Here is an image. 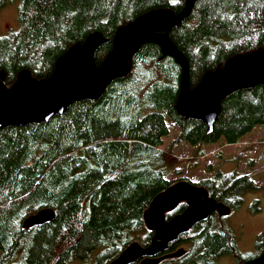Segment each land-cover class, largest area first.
<instances>
[{
  "label": "trees",
  "instance_id": "16d2710c",
  "mask_svg": "<svg viewBox=\"0 0 264 264\" xmlns=\"http://www.w3.org/2000/svg\"><path fill=\"white\" fill-rule=\"evenodd\" d=\"M13 2L20 30L0 36V80L8 88L23 73L51 78L61 57L95 36L103 38L93 56L100 66L119 30L150 13L172 18L188 0H0V13ZM168 36L188 62L193 92L231 59L264 55V0H195ZM125 70L97 100L75 103L47 123L0 128V264H111L133 243L150 245L155 235L145 213L175 183L202 187L234 211L258 190L246 174L192 181L166 173L180 142L194 147L224 139L232 146L264 127V84L228 95L209 134L203 121L179 114L183 69L158 44L143 45ZM44 209L55 220L26 229L25 221ZM186 209L181 203L167 219ZM226 220L215 214L196 225L168 247L185 254L160 264H219L238 256Z\"/></svg>",
  "mask_w": 264,
  "mask_h": 264
},
{
  "label": "water",
  "instance_id": "95a60500",
  "mask_svg": "<svg viewBox=\"0 0 264 264\" xmlns=\"http://www.w3.org/2000/svg\"><path fill=\"white\" fill-rule=\"evenodd\" d=\"M194 1L188 0L186 8L170 20L164 19L158 12L150 13L119 30L112 52L100 66L94 63L93 56L103 38L95 36L61 57L49 79L38 81L23 73L11 89L0 80V128L47 123L55 116L64 115L75 103L99 99L114 80L126 74V65L143 45L156 43L166 57L174 58L182 66L183 77L185 70L184 94L180 104L182 82L177 103L179 114L203 121L211 134L220 115L218 105L228 95L264 84V55L231 59L221 73L206 76L191 92L188 62L168 34L174 25L189 17ZM159 30H165V33ZM154 37L159 38L160 42ZM179 60L184 62L185 69ZM181 203L188 206L185 212L167 220L166 214ZM216 213L220 217H227L231 215L232 208L212 198L202 187L187 181L178 182L159 194L145 213L146 226L155 235L150 245L143 247L138 242L133 243L111 264H160L163 260L181 257L184 249L164 255L169 244ZM55 217L52 209H44L29 217L24 227L31 229L44 225L53 222ZM245 264H264V253Z\"/></svg>",
  "mask_w": 264,
  "mask_h": 264
},
{
  "label": "rangeland",
  "instance_id": "374dc122",
  "mask_svg": "<svg viewBox=\"0 0 264 264\" xmlns=\"http://www.w3.org/2000/svg\"><path fill=\"white\" fill-rule=\"evenodd\" d=\"M19 30L18 2H13L0 13V36ZM178 133L174 129L172 138ZM170 142V138L166 139L165 144ZM199 151H204V155L200 156ZM169 159L168 179L188 177L200 181L216 177L219 172L246 174L253 178L258 190L246 194L242 205L226 220L237 239L239 255L222 257L219 264H243L257 257L264 250V246L262 250L258 247L264 238V127L254 129L232 146L224 139L194 147L180 142ZM255 201H258L256 206Z\"/></svg>",
  "mask_w": 264,
  "mask_h": 264
},
{
  "label": "bare ground",
  "instance_id": "6f19581e",
  "mask_svg": "<svg viewBox=\"0 0 264 264\" xmlns=\"http://www.w3.org/2000/svg\"><path fill=\"white\" fill-rule=\"evenodd\" d=\"M161 14V13H160ZM161 16L164 18V19H166V20H170V19H172V18H174V16L172 17V18H166L165 16H163L162 14H161ZM138 36H136V38H137ZM145 38H147V37H145ZM145 38H142V39H145ZM154 39H156L158 42H160V39L159 38H157V37H154ZM176 55V54H175ZM176 58H177V56H176ZM179 61H181V63L183 64V66H184V69H185V65H184V62L182 61V60H179ZM184 80H185V70H184V77H183V92H182V96H181V99H180V104H181V101H182V97H183V94H184ZM192 98L193 97H191V100H192ZM195 98V97H194Z\"/></svg>",
  "mask_w": 264,
  "mask_h": 264
},
{
  "label": "flooded vegetation",
  "instance_id": "af4514ba",
  "mask_svg": "<svg viewBox=\"0 0 264 264\" xmlns=\"http://www.w3.org/2000/svg\"><path fill=\"white\" fill-rule=\"evenodd\" d=\"M237 174H238V173H237ZM175 184H176V183H175ZM187 207H188V206H187ZM230 207H231V206H230ZM231 208H232V207H231ZM233 212H234V210H233V208H232V213H233ZM170 213H171V212H170ZM232 213H231V214H232ZM167 214H168V213H167ZM167 214H166V215H167ZM216 214H217V213H216ZM214 215H215V214H214ZM228 217H229V216H227V218H228ZM166 218H167V216H166ZM167 220H168V219H167ZM170 220H171V219H170ZM184 235H185V234H184ZM181 236H182V235H181ZM179 237H180V236H179ZM176 241H177V240H176ZM174 242H175V241H174ZM174 242H173V243H174ZM169 245H170V244H169ZM168 247H169V246H168ZM181 249H184V248H179V249L176 250L175 252H177V251H179V250H181ZM184 250H185V249H184ZM185 251H186V250H185ZM175 252H173V253H175ZM167 254H171V253H168V250H167V251L164 253V255H167ZM184 254H185V253H184ZM164 255H162V256H164ZM160 257H161V256H160ZM181 257H182V256H181ZM258 257H260V256H258ZM258 257H255V259L258 258ZM178 258H179V257H178ZM174 259H175V258H174ZM166 260H168V259H166ZM166 260H163L162 262H164V261H166ZM251 260H253V259H251ZM162 262H161V263H162Z\"/></svg>",
  "mask_w": 264,
  "mask_h": 264
}]
</instances>
